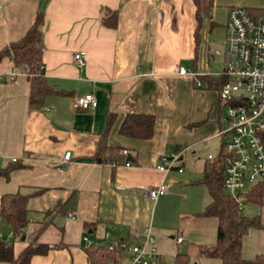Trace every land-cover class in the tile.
<instances>
[{"label": "crops", "instance_id": "crops-1", "mask_svg": "<svg viewBox=\"0 0 264 264\" xmlns=\"http://www.w3.org/2000/svg\"><path fill=\"white\" fill-rule=\"evenodd\" d=\"M232 4L254 14L264 8V0H212L197 19L193 0H0V48L42 11V72L52 87L40 105H30L26 72H13L9 55L0 59V169L17 163L0 172V199L20 192L27 208L21 235L10 236L0 216V238L10 237L14 254L35 240L48 247L33 253L29 264H91L83 233L103 244L135 242L149 225L157 264H170L177 252L186 253V264H222L200 251L215 243L217 230L216 216L201 213L210 200L201 178L220 145L225 50L220 58L214 54L226 39ZM109 11L116 12L114 25L103 22ZM78 49L84 50L82 65L73 58ZM180 65L196 74L178 72ZM87 91L96 104L74 106ZM131 111L153 114L149 136L119 131ZM101 145L106 156L96 159ZM171 152L175 164L157 168L160 155ZM161 181L165 192L148 197L145 188ZM256 182L262 184L260 201L241 198L238 207L264 223V176L241 192ZM240 251L244 257L264 252V225L247 227ZM127 261L120 250L105 264Z\"/></svg>", "mask_w": 264, "mask_h": 264}, {"label": "built area", "instance_id": "built-area-1", "mask_svg": "<svg viewBox=\"0 0 264 264\" xmlns=\"http://www.w3.org/2000/svg\"><path fill=\"white\" fill-rule=\"evenodd\" d=\"M226 26L227 47L224 66L219 72L225 78L218 88L219 100L224 107L219 115L217 132L224 162L221 185L229 195L237 197L247 182L253 183L264 176V8L254 14L244 5L232 4L227 10ZM83 56V49L73 53L79 65L83 64ZM13 72H16V66ZM178 72L196 74L182 65ZM96 102L95 94L87 91L76 97L73 105L85 108L94 106ZM123 152H126L125 148ZM69 156L70 150L66 149L63 158ZM176 156V152L161 154L157 168L167 170L175 164ZM123 163L128 165L131 161L125 159ZM166 187L167 184L161 181L145 188V193L155 199L165 192ZM140 232L142 238L135 242L122 238L103 244L86 232L81 239L87 246L126 251L128 261L125 264H157L159 252L150 226H143ZM176 239L180 240L181 235ZM6 241H10L9 236Z\"/></svg>", "mask_w": 264, "mask_h": 264}, {"label": "trees", "instance_id": "trees-1", "mask_svg": "<svg viewBox=\"0 0 264 264\" xmlns=\"http://www.w3.org/2000/svg\"><path fill=\"white\" fill-rule=\"evenodd\" d=\"M197 19L201 13H206L212 0H193ZM42 11L36 12L33 22L18 38L10 40L0 48V59L3 55H9L14 66L26 72L29 79V103L36 106L43 102L44 95L52 90L42 72ZM103 22L114 25L116 12L109 11L103 15ZM224 77V76H223ZM224 79V78H223ZM110 115L107 116V123ZM154 117L150 112H126L119 126V131L138 137H147L153 130ZM105 146L101 145L95 151L96 159L105 158ZM115 156H112V158ZM120 157V156H119ZM107 158V157H106ZM122 158V157H120ZM16 162H10L0 172L6 173L9 168L16 166ZM224 162L222 157V143L220 141L216 159L207 162L203 167L201 181L207 186L210 194L209 202L201 210L202 214L214 215L217 218L216 241L211 247L201 248V252L215 255L221 259L222 264H264V252H258L252 257H244L240 251L241 235L247 227L261 226L264 223L259 215L249 216L239 210L240 199L252 198L260 201L261 182H256L246 192H240L233 197L222 188ZM26 196L20 192L3 193L0 199V216L10 226L13 237L21 235L27 223ZM48 244L35 240L29 241L23 249L14 254L11 239L9 242L0 238V259L9 264H29L30 256L35 252H43ZM119 249H109L105 246L87 248V255L91 264H105L108 257L114 256ZM185 252H177L171 264H186Z\"/></svg>", "mask_w": 264, "mask_h": 264}, {"label": "rangeland", "instance_id": "rangeland-1", "mask_svg": "<svg viewBox=\"0 0 264 264\" xmlns=\"http://www.w3.org/2000/svg\"><path fill=\"white\" fill-rule=\"evenodd\" d=\"M217 47L220 49V52H218V53H215L214 55L216 56V57H218V58H220V57H222V53H223V51L226 49V47H227V40L225 39V41L223 42V41H221V42H219V44L217 45ZM225 78V77H224ZM168 255H165L164 256V258L165 257H167ZM166 259V258H165ZM164 259V260H165ZM167 264H169V262L167 263Z\"/></svg>", "mask_w": 264, "mask_h": 264}]
</instances>
